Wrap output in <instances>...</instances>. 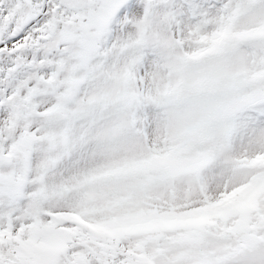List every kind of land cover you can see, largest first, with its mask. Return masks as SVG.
I'll return each mask as SVG.
<instances>
[{"label":"snow or ice","instance_id":"snow-or-ice-1","mask_svg":"<svg viewBox=\"0 0 264 264\" xmlns=\"http://www.w3.org/2000/svg\"><path fill=\"white\" fill-rule=\"evenodd\" d=\"M0 264H264V0H0Z\"/></svg>","mask_w":264,"mask_h":264}]
</instances>
